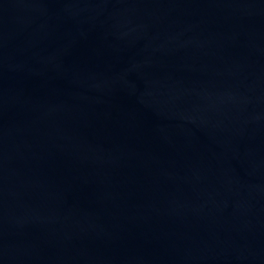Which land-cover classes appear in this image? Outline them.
I'll return each instance as SVG.
<instances>
[{"label": "water", "instance_id": "obj_1", "mask_svg": "<svg viewBox=\"0 0 264 264\" xmlns=\"http://www.w3.org/2000/svg\"><path fill=\"white\" fill-rule=\"evenodd\" d=\"M0 264H264V0H0Z\"/></svg>", "mask_w": 264, "mask_h": 264}]
</instances>
